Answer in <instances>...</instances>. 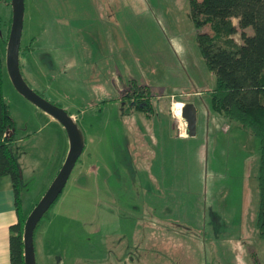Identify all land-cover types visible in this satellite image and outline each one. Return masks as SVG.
Wrapping results in <instances>:
<instances>
[{
	"label": "rangeland",
	"instance_id": "obj_1",
	"mask_svg": "<svg viewBox=\"0 0 264 264\" xmlns=\"http://www.w3.org/2000/svg\"><path fill=\"white\" fill-rule=\"evenodd\" d=\"M0 16L4 33L11 0H0ZM208 29L194 25L188 0H24L22 73L45 98L75 113L84 141L35 228L36 264L50 263L48 249L60 264H264L255 225L259 141L211 108L215 74L196 39ZM233 37L240 41L239 32ZM1 52L5 63L4 43ZM130 82L150 87L149 115L122 99ZM9 86L16 90L5 65L6 96ZM179 99L197 108L193 135L172 125L183 122L185 133ZM10 105L29 213L69 140L57 121L62 142L49 113Z\"/></svg>",
	"mask_w": 264,
	"mask_h": 264
},
{
	"label": "trees",
	"instance_id": "obj_2",
	"mask_svg": "<svg viewBox=\"0 0 264 264\" xmlns=\"http://www.w3.org/2000/svg\"><path fill=\"white\" fill-rule=\"evenodd\" d=\"M188 3L194 25L209 26L208 30L198 31L196 39L205 64L215 74L214 86L208 89L211 108L249 129L259 141L255 225L259 236L264 238V0H188ZM1 25L0 16V177L7 175L11 179L17 214L16 222L9 226L10 262L24 264L23 228L28 213L20 192L21 165L13 148L15 120L3 94L5 63L1 44L7 42L10 25L4 33ZM237 32L240 41L233 37ZM30 48L28 44L21 51L25 53ZM128 92L130 107L146 113L153 111L151 91L146 85L130 82Z\"/></svg>",
	"mask_w": 264,
	"mask_h": 264
},
{
	"label": "water",
	"instance_id": "obj_3",
	"mask_svg": "<svg viewBox=\"0 0 264 264\" xmlns=\"http://www.w3.org/2000/svg\"><path fill=\"white\" fill-rule=\"evenodd\" d=\"M12 19L6 42L5 65L10 80L15 89L25 98L52 115L64 127L69 140L67 155L43 192L39 200L27 214L23 228L24 264H36L34 253V231L44 213L53 204L63 190L71 170L82 152L83 138L75 120L69 112L39 94L23 77L19 64L20 38L23 26L24 0H11ZM181 116L185 121V135H193L196 130V106L193 102L184 101L181 106ZM178 128V125L175 124Z\"/></svg>",
	"mask_w": 264,
	"mask_h": 264
},
{
	"label": "crops",
	"instance_id": "obj_4",
	"mask_svg": "<svg viewBox=\"0 0 264 264\" xmlns=\"http://www.w3.org/2000/svg\"><path fill=\"white\" fill-rule=\"evenodd\" d=\"M31 49H32V45L28 51H30ZM28 51H26L25 53H22V54H24V57L27 56L26 54L28 53ZM146 86L150 89V87L148 85H146ZM9 93H10V96L7 95L8 96L7 97L4 90H3V94L5 95L4 96L5 100L9 103L10 107H11V105H10L11 102H14L17 106H19L20 108H23L24 110H27L32 115L37 116L38 114H40L41 117L46 115L43 109L40 110L41 108H39L37 105L33 104V102H31L27 98H24L23 96H21L22 94H19V92H17L16 90L10 89V86H9ZM104 100H107V99H104ZM175 100L173 99L169 104L172 105L173 101H175ZM179 100L181 101V99H179ZM180 101H178V102H180ZM184 101H186V100H182L181 103L183 104ZM182 104H181V106H182ZM177 110H178L177 111V115H178L181 112V107L177 108ZM10 111H11V109H10ZM68 112L71 114L72 117H75L74 112L72 113L69 110H68ZM11 114H12V112H11ZM196 114H197V108H196ZM12 116H14V115L12 114ZM47 117H48L47 118L48 122H53L54 125L57 126L59 133L61 135V140H62V142H64L63 130H62L61 126L56 124V123H58L57 122L58 120L55 119L52 115L47 116ZM169 117H170V115H169ZM171 122H172L173 127H175L177 129L179 135L186 136L185 134H182V132L178 130V128L175 126V123L173 122V120H171ZM15 125H16V123H15ZM15 132H16V128H15ZM15 139H16V136H15ZM142 145H144V144H142ZM138 147L141 148L140 144ZM19 155L20 154L17 153L18 160H19V163L21 165V171L23 173L25 170V165H24L23 161H21V156L19 157ZM22 179H23V177H22ZM16 220H17V214H16V210H15L14 193H13L11 179L7 175L1 176L0 177V264H11L10 257H9V226L12 223L16 222ZM55 233L56 232L53 233V238H55V240H56ZM43 239L44 238H43L42 234H40V240L42 241ZM45 256L50 258V263L46 262L45 260H40V264H60L58 259L53 258L52 254H51V249H48V255H45ZM51 259L53 261L52 263H51ZM37 264H38V261H37Z\"/></svg>",
	"mask_w": 264,
	"mask_h": 264
},
{
	"label": "flooded vegetation",
	"instance_id": "obj_5",
	"mask_svg": "<svg viewBox=\"0 0 264 264\" xmlns=\"http://www.w3.org/2000/svg\"><path fill=\"white\" fill-rule=\"evenodd\" d=\"M130 84V83H129ZM128 89L130 90V86H128V88H125V89H123V91H124V94L121 96L122 97V99H126L127 100V94L129 93L128 92ZM128 101V100H127ZM153 105V104H152ZM100 109V108H99ZM133 109H135V108H133ZM145 112V111H144ZM146 113V112H145ZM151 112H148V113H146L147 115H149Z\"/></svg>",
	"mask_w": 264,
	"mask_h": 264
},
{
	"label": "bare ground",
	"instance_id": "obj_6",
	"mask_svg": "<svg viewBox=\"0 0 264 264\" xmlns=\"http://www.w3.org/2000/svg\"><path fill=\"white\" fill-rule=\"evenodd\" d=\"M181 104H182V103H181ZM180 106H181V105H180ZM175 107H176V115H177V108H178V106H175ZM177 117L179 118L178 115H177ZM179 120L182 121L181 118H179ZM182 123H183V122H182ZM182 123L179 125V128H181ZM180 130H181V129H180Z\"/></svg>",
	"mask_w": 264,
	"mask_h": 264
},
{
	"label": "built area",
	"instance_id": "obj_7",
	"mask_svg": "<svg viewBox=\"0 0 264 264\" xmlns=\"http://www.w3.org/2000/svg\"><path fill=\"white\" fill-rule=\"evenodd\" d=\"M172 111H173V109H172ZM178 130L180 131V128H179V126H178Z\"/></svg>",
	"mask_w": 264,
	"mask_h": 264
}]
</instances>
